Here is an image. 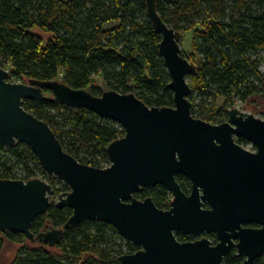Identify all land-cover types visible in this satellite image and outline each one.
<instances>
[{"label":"water","instance_id":"1","mask_svg":"<svg viewBox=\"0 0 264 264\" xmlns=\"http://www.w3.org/2000/svg\"><path fill=\"white\" fill-rule=\"evenodd\" d=\"M146 3L149 18L162 33L159 50L171 77L174 106L150 107L133 92L107 90L96 96L59 79L12 82L10 70L0 66V144L26 143L48 174L70 186L56 201L54 186L40 177H0V231L55 247L66 229L84 220H101L140 247L122 255L123 264H224L233 247L247 257L243 264H252L264 252V119L237 107L229 109L228 119L220 124L193 116L188 77L197 72V65L184 56L182 34L162 19L157 0ZM26 99L87 108L121 124L125 135L107 148L111 164L98 168L76 159L50 124L24 107ZM177 174L190 180V195ZM158 184L173 194L167 210L152 198L134 197ZM53 202L58 208H72V216L63 227L33 233V221ZM253 223L259 226H248ZM178 231L195 237L215 232L220 243L181 242Z\"/></svg>","mask_w":264,"mask_h":264},{"label":"trees","instance_id":"2","mask_svg":"<svg viewBox=\"0 0 264 264\" xmlns=\"http://www.w3.org/2000/svg\"><path fill=\"white\" fill-rule=\"evenodd\" d=\"M157 8L177 32L194 30L190 54L198 60L184 53L197 65V72L188 77L193 116L220 124L235 100L264 97V0H157ZM161 40L146 0H0V66L10 70L14 82L59 79L96 96L107 90L133 92L150 107H171L174 92L168 87L171 77L159 50ZM23 105L48 122L64 149L87 165L108 167L109 144L125 135L121 124L87 108L30 99ZM0 177L48 180L56 190L54 199L70 191L43 169L24 142L0 144ZM176 179L185 192L191 190L186 176L177 174ZM134 197H151L167 210L172 195L158 184ZM72 214V208H58L53 202L31 230L38 234L63 227ZM6 239L27 238L0 231V255ZM46 246L24 245L10 264H123L122 255L140 249L101 220H84L66 229L55 252ZM236 252L228 254L224 264H242ZM253 264H264V255Z\"/></svg>","mask_w":264,"mask_h":264},{"label":"rangeland","instance_id":"3","mask_svg":"<svg viewBox=\"0 0 264 264\" xmlns=\"http://www.w3.org/2000/svg\"><path fill=\"white\" fill-rule=\"evenodd\" d=\"M193 37H194L193 29L185 31L184 33H182L180 44L183 50V54L186 52L187 55H191V58L195 60V63H196L198 58L197 56L192 55L193 54L192 52H194ZM24 81L25 83H27L28 79H25ZM233 104H234L233 107H237L241 111L253 113L257 117L264 119V97H262L261 95L252 96L246 102L235 100ZM243 146L252 151L256 150L254 145L251 143H247ZM46 181L48 182V180ZM55 200L57 201L58 199H55ZM24 245H29L31 247H37L42 244L39 241L32 242L29 239H26L24 242H14L9 239H6L5 245L0 255V264H10L17 256L18 251ZM46 248L50 251L52 250L53 252H55L57 249L56 247H49V246H46Z\"/></svg>","mask_w":264,"mask_h":264},{"label":"flooded vegetation","instance_id":"4","mask_svg":"<svg viewBox=\"0 0 264 264\" xmlns=\"http://www.w3.org/2000/svg\"><path fill=\"white\" fill-rule=\"evenodd\" d=\"M237 139V138H236ZM241 139V138H240ZM243 139V138H242ZM245 140V139H244ZM239 143V142H238ZM247 143H249L247 140H245V141H243L242 143H240L241 145H245V144H247ZM255 147V146H254ZM256 148V147H255ZM179 183V182H178ZM191 183V182H190ZM180 184V183H179ZM181 186V185H180ZM152 187H154V186H152ZM146 188H149V187H145V188H143V189H146ZM182 188V187H181ZM142 189V190H143ZM183 190V189H182ZM184 191V190H183ZM170 192V191H169ZM185 192V191H184ZM191 192H192V184H191V190H189L188 192H185L186 194H188V195H190L191 194ZM171 193V192H170ZM171 195H172V198H171V202H172V199H173V194L171 193ZM148 198H151V197H148ZM144 200V199H143ZM204 207L205 208H210V205L208 204V203H204ZM170 208H171V205H170ZM244 226H247V225H244ZM248 226H250V227H258L259 225L258 224H255V223H253V224H249ZM177 235H183V240L181 241V242H194V241H196V240H200V239H208L210 242H211V245H213V246H215V245H217V244H219L220 243V239H219V237H218V235H217V233H215V232H203V233H201L199 236H197V237H195L194 235H192V234H186V233H183L182 231H178V232H176V236ZM178 238V237H177ZM179 240V239H178ZM180 241V240H179ZM235 242H237V240H234ZM233 250H236L237 252H236V254L238 255V250H237V248L236 247H233L232 249H231V251H230V253L233 251ZM229 253V254H230ZM264 255V252L260 255V256H258L256 259H258L259 257H262ZM238 256H240V257H242L244 260L247 258L246 256H244V255H238ZM255 259V260H256ZM255 260L253 261V263L255 262ZM244 262V261H243ZM252 263V264H253ZM243 264V263H242Z\"/></svg>","mask_w":264,"mask_h":264}]
</instances>
